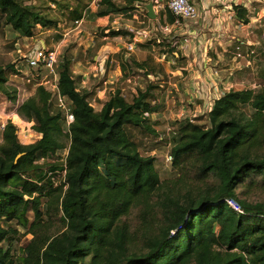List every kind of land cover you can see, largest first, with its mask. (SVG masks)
<instances>
[{"label":"trees","instance_id":"1","mask_svg":"<svg viewBox=\"0 0 264 264\" xmlns=\"http://www.w3.org/2000/svg\"><path fill=\"white\" fill-rule=\"evenodd\" d=\"M49 1L72 24L84 17L81 0ZM137 1L124 0L119 8L113 0H98L91 16L130 12ZM236 19L247 23L244 11ZM173 21L166 10L162 24ZM56 23L19 0H0V28L21 37L33 38L38 26L51 29ZM72 56L58 57L57 91L39 85L17 108L39 139L23 145L12 123L1 133L0 264H264V198L247 199L264 192V83L255 91H224L206 113V123L200 116L178 121L170 143L176 174L161 180L154 156L140 153L127 128L158 136L150 116L162 107L158 88L163 86L149 83L130 95L119 88L106 91L96 110L90 105L97 103L96 94L77 87L82 77L73 72ZM114 56L122 72L129 66L153 73L151 58L124 62ZM20 75L15 65L0 66V92L13 102L6 85ZM58 94L73 116L66 129ZM64 138L66 156L50 160L66 148ZM227 199L237 202L242 214L229 208ZM18 229L31 239L16 253Z\"/></svg>","mask_w":264,"mask_h":264},{"label":"rangeland","instance_id":"2","mask_svg":"<svg viewBox=\"0 0 264 264\" xmlns=\"http://www.w3.org/2000/svg\"><path fill=\"white\" fill-rule=\"evenodd\" d=\"M19 1H21L23 5L35 8L48 18L57 22L56 27L51 29H43L38 26L36 30H34V35L31 39L19 36V34L14 33L9 27L1 26L0 66H17L18 70H21L22 73L20 78L33 73L30 69H27L24 66L22 59L30 55L33 49L40 47V40H44L48 43L49 47L58 48L59 59L63 54H68L69 56L72 54V57L76 59L73 61V66H75L76 63H80L81 66L78 64V66H76L77 71H79L77 74H84L85 83L88 84H86V86H88V88L96 94V100L103 99L106 91H114L117 88L121 89L122 92L124 91L126 95H130V93H135L137 89H144V87L149 83H153L157 86L161 85L164 89H167V91H173L172 94L167 95L163 89L160 87L158 88L162 90V107L160 106L159 110L156 112L157 114L155 113L156 115H153V118L151 119L157 126L156 129L158 136H140L137 134V131H132V129L127 128L128 131L131 133L133 132L132 135L139 146L140 153L154 156L156 160L155 168L160 179H173L176 173L172 170L171 164L167 165L164 162V156L169 150L167 143H171V139L174 137V133L168 132V129L172 128L175 130V128H177L175 124L179 123L178 121L180 120L188 119V117L193 118L194 120L197 113L191 115L187 113L184 114L182 113L181 108L184 106V111L191 113H193L194 109L197 108L199 113L203 107H201L202 105L198 107L196 100L199 99V101H201L202 97L206 98L208 95H202L205 91H203V88L201 89V83L203 84L202 76H198L196 73H194V76L188 75L189 72L186 70L188 68V61L182 56L181 52L184 50L179 48V40L181 36H175L173 33L165 34L155 30L157 25L159 23L162 24L165 20L166 9L154 12L156 14V19L150 20L146 16L144 6L152 0H139L134 4L135 6H138V8L133 6V9H131L130 12H114L111 13L109 17L93 18L91 15H93L96 10L98 0H81L84 15L83 21L79 25H74L71 21L63 19L61 12L65 11L59 9L58 5L53 4L49 0ZM56 1L63 4H75L73 0ZM113 1L119 8L124 6V0ZM262 1L263 0H261L260 3H255L254 12L264 9ZM192 3L197 9V19L194 21H183L181 23L185 24L189 28L187 36L192 38L193 41H197V31L200 32L201 26H203L207 21V14H209V12L208 9H205L206 6L202 0H192ZM162 4L165 5L166 0H162ZM220 12L221 7L216 10H212L210 14L212 17L218 19L220 18ZM206 27V31H201L202 33L211 32L210 28L212 26ZM117 31L126 32L129 35L118 37L105 36L106 34H109V32ZM249 31L250 30L239 26L234 37L244 42L248 41L250 43H254V46H247L248 49H254L258 56L250 68H244V62L242 60L234 62L232 60L230 48L227 52L221 53L219 58L216 57L215 54H212L215 53L214 50H208L207 55L204 57V59H210V68H215L222 72V81L220 79H215L214 81V84L217 85L216 88L220 90L221 93L224 92V87L227 89L229 86L227 82L239 84V82L243 81L244 87L246 88L250 84H258L260 81L264 83V53L261 52V49L264 48V39L261 38L262 32L260 30H255L254 35H252L248 33ZM133 32L134 36L136 35V40L144 44L140 47H137L136 44L135 50L131 53H127L126 48L133 39V36L130 35ZM147 32H150L149 36H146ZM109 48L116 51L124 62L128 61L130 58H133L138 62L148 58L153 59V62L150 63V66L153 68L152 75L146 76L137 70L131 69L129 66L126 67L127 71L122 72L118 58H116V56L113 57L115 54H111ZM160 52L167 54V61L160 63L156 60V54H159ZM217 52L220 51L217 49ZM109 53L112 57H110L111 60H109L107 65L109 76L107 77L108 79L106 83L103 84V87H105L106 90L104 94L102 92L100 94V91L98 90L100 87L99 80L104 74V58L108 57L110 55ZM94 56L97 57V59L95 60V64L92 65ZM258 60L263 62V64L256 62ZM95 71H97V73ZM228 71H233L232 76H228ZM200 74L202 73L200 72ZM94 75L97 76L95 77ZM128 77L131 78L130 83L126 81ZM183 79H186V85L188 86L183 85ZM22 82V80H18L13 77L6 85L10 96H15V102L16 100H19L16 104L10 100L8 96H5L0 92V117L3 118L4 114H8V116L11 117L10 114L14 112L16 113L17 107L21 101H24L34 94L37 85H31V83L22 84ZM102 83L103 81H101V85ZM81 88L82 84L78 86V89ZM206 90L208 91L209 88H206ZM98 101L99 100H97V103H93V101H91V104L96 110L101 107V104H99ZM166 104L168 106L167 108L165 107ZM172 104H174V108H172ZM175 108L176 112H174ZM177 114L182 116L178 118ZM17 116L18 118L13 117L12 119L16 123L18 137L23 145L31 144L39 139V136L31 130L32 123L22 119L19 115ZM200 117L203 119L202 123H206L207 120L205 119V115ZM66 125L67 124L64 125L65 129ZM160 137L165 140L163 142H159ZM64 143L66 148L58 152L57 156L50 160L59 159V161H61V159L66 156L68 148V140H66V138H64ZM240 198L244 199V197ZM262 198H264V192H255L247 199L248 202L254 203L260 202ZM28 217L29 221H31L32 214L29 213ZM18 230L20 234L13 241L16 253H19L18 249L20 247H24L31 239V236L25 235L23 230Z\"/></svg>","mask_w":264,"mask_h":264},{"label":"built area","instance_id":"3","mask_svg":"<svg viewBox=\"0 0 264 264\" xmlns=\"http://www.w3.org/2000/svg\"><path fill=\"white\" fill-rule=\"evenodd\" d=\"M264 1V0H263ZM262 3L264 4V2ZM153 3V9L154 12H159L162 9H166L170 12V14L174 17V21L172 23H165V24H158L155 30L165 33V34H174L175 36H181L179 40V48L184 50L186 47H189L193 44L192 38L188 37V28L185 24H182L181 22L183 21H194L197 19V9L192 3V0H166V4H162V0H152ZM261 0H214V4L211 6L215 5H221L222 6V16H224V19L227 23L228 22H236L237 28L241 26L242 28H246L247 30H250L248 33L254 35L255 30H260L262 32L261 38L264 39V9L258 10L254 12L255 8L254 5L255 3H260ZM210 5H208L209 8H211ZM138 8V6H135ZM144 11L146 12L147 16V11L144 6ZM239 11H244L246 14L247 18V23H243L240 20H237V14ZM81 21H75V25H79ZM143 23V22H142ZM133 34V39L131 43L127 45V53H131L135 50V46L137 43H141L136 40V35L134 36ZM194 34V33H193ZM150 32H147L146 36H149ZM232 46H234L232 54V59L234 62L242 60L244 62V68H250L255 61V59L258 57L256 54V51L254 49H248L247 46H254V43L250 42H244L241 40H236L232 43ZM246 46V47H245ZM261 52L264 53V48L261 49ZM58 48L56 47H47L45 44L40 47H37L33 49L27 57H24L22 59L24 66L27 69H30L33 73L26 76V77H18L14 76L15 78L22 80V84L24 83H31L32 85H41L48 89L51 92L57 91V65H58ZM167 54L164 52H160L159 54H156V60L158 62H164L167 61L166 59ZM259 62L260 64H263L261 61H256ZM105 64V63H104ZM17 71L21 73V70H18V67L16 66ZM208 69V70H207ZM97 73V71H95ZM233 71H228V76H232ZM222 72L218 71L215 68H210L209 65L206 66L205 70V75L207 76V79L205 82L208 85L209 91H215L217 89V85L214 84L215 79H220L222 81ZM95 77L97 75H94ZM131 78H127V82L130 81ZM34 83V84H33ZM229 85L227 89L224 87V91H228L232 88H246L244 87V82L241 81L239 84H232L230 82H227ZM240 86V87H237ZM247 88H250L252 91H255L258 88L257 83L250 84ZM164 92L167 95H170L173 93V91H167V89H164ZM223 93V92H222ZM220 90H217L216 95H214L212 98H201L205 100V106L201 111H199V116H204L206 113L211 109L213 102L215 99L218 98L222 94ZM205 96V94H204ZM19 100H16L15 104L18 103ZM57 101H58V106L62 109L65 117V122L67 125L73 122V116L70 114L66 108V102L63 97H61L59 94L57 96ZM93 101V100H92ZM23 101H21L22 103ZM20 103V104H21ZM94 103V102H93ZM19 104V105H20ZM18 105V106H19ZM92 105V104H90ZM93 106V105H92ZM18 108V107H17ZM17 113V110H16ZM11 113V117L8 116V114H4L3 118L0 117V143H1V133L5 129L8 123H12L16 125L14 120L12 119L13 117L18 118V114ZM154 114V113H153ZM151 114V116L153 115ZM148 113H144V117H148ZM150 116V117H151ZM190 122L193 121V118H188ZM174 129L169 128L168 132H174ZM18 135V131H17ZM163 138L160 137L159 140ZM168 147V152L164 156V162L168 165L172 161L171 153H170V142L167 143ZM67 153V151H66ZM65 172L62 173V177H64ZM226 204L231 208L234 212L238 214H242V210L240 209V206L237 204L232 199H227Z\"/></svg>","mask_w":264,"mask_h":264},{"label":"crops","instance_id":"4","mask_svg":"<svg viewBox=\"0 0 264 264\" xmlns=\"http://www.w3.org/2000/svg\"><path fill=\"white\" fill-rule=\"evenodd\" d=\"M202 1L204 2L205 6H206L205 9H208V12H209V14H207V21L205 22V24L203 26H201L200 32L197 31L198 40L197 41H193V44L191 46H189V47H186L184 49V51L181 52V53H182V56L185 57L187 59V61H188V68H190V69H188V68L186 69L187 72H189L188 75L189 76H194L195 75L194 73H196V74H198V76H200V75L202 76L203 84L201 83V85H202L201 86V89L203 88V91L205 90L202 95L203 96H204V94L205 95H208L207 96V99H208V98H212L214 95H216L218 89H215V91H209V92H207V90H206V88H208V85L209 84H207L205 82V80L207 79V76L205 75V70H206V66H208L209 65V62H210V59H206V58L204 59V57L207 55V51L208 50H214L215 53H212V54H215L216 57L219 58L220 57L219 55H221V53H223V52H227V50L229 48H230L231 52H233L234 46H232V43L234 41L240 40V39L234 37L235 34H236V30L238 29L235 21L234 22L227 23L225 20H223L224 19V16H222L223 9H222V6L221 5L211 6L212 4H214V0H202ZM208 5H210L211 8H209ZM220 7H221V12H220V15H219L220 18L217 19V18L212 17L211 14H210L211 11L212 10H216V9H218ZM81 20L83 21V18ZM206 26H212L210 28L211 32H208V33H211V34L202 33L201 32V31H203V32L206 31L205 30L207 28ZM186 29L189 31V28H186ZM194 33H195V31H194ZM44 44H45V46L49 47L47 42H45L44 40H40V45L43 46ZM213 44H214V47H213ZM215 44H218V45H215ZM217 49L220 52H217ZM109 50L111 51L110 52L111 54H117L116 51H113L110 48H109ZM111 54L108 57H105L104 58L105 59V62H107L108 59L111 60V58H110L111 57ZM96 59H97V57H94V59H93L94 60V63L92 65L95 64V60ZM77 64H76V66L80 65V63L78 65ZM76 66H75L74 71H73L74 74L76 76L82 77V80L77 84V87L82 84V88H83V87L86 86L87 83H85V77H84V74L83 73H78L77 74V72H79V71H77V69H76L77 67ZM105 68H106V71L105 72L107 73V77H108L109 76V71H107V67L106 66H105ZM181 69H183V68H181ZM200 72L202 74H200ZM177 74H178V72H177ZM183 81H184V84L183 85L188 86V85H186V83H187L186 82V79H183ZM105 90H106L105 87L102 88V90H100V94H101V92L104 94ZM162 97H163V95H162ZM99 100H102V99H99ZM162 100H163V98H162ZM161 102H163V101H161ZM200 102L202 104H200ZM196 103L198 104V107H200V105H202L203 107L205 106V100L204 99H202V101H199V99H198V100H196ZM171 106H172V108H174V104H172ZM165 107L166 108L168 107L167 104L165 105ZM181 111H182V113H184V114L187 113L189 115L196 114L197 113V115L195 116V118L196 117H199L198 109L197 108H195L194 111H193V113H191V112H188V111H184V106H183L181 108ZM174 112H176V108H175V111ZM155 113L153 115H156L157 114V113L156 114ZM153 115L150 117L151 119L153 118ZM180 116H182V115H178L177 114V117L178 118ZM19 141L21 142L20 139H19Z\"/></svg>","mask_w":264,"mask_h":264},{"label":"water","instance_id":"5","mask_svg":"<svg viewBox=\"0 0 264 264\" xmlns=\"http://www.w3.org/2000/svg\"><path fill=\"white\" fill-rule=\"evenodd\" d=\"M145 9L147 11V17L150 19V20H155L156 19V14L154 13V9H153V3L150 2L148 3L146 6H145ZM23 154H20V155H17L15 160H14V163L16 162V160L18 158H20Z\"/></svg>","mask_w":264,"mask_h":264}]
</instances>
